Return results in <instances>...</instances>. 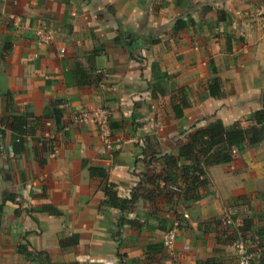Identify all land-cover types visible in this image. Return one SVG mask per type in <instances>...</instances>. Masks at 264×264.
I'll return each mask as SVG.
<instances>
[{"label":"crops","instance_id":"obj_1","mask_svg":"<svg viewBox=\"0 0 264 264\" xmlns=\"http://www.w3.org/2000/svg\"><path fill=\"white\" fill-rule=\"evenodd\" d=\"M262 4L0 0V264H239L233 246L241 232L252 264H264V141L208 166L198 198L173 202L162 179L196 129L215 119L246 125L264 108ZM38 28L51 30L49 43ZM94 48L102 79L78 87L70 68L87 67ZM214 79L220 92L211 96ZM179 102L182 117L173 109ZM98 107L110 111V147L92 122L72 119ZM21 116L28 132L16 138L8 124ZM89 166L105 170L119 197L136 193L129 212L107 204Z\"/></svg>","mask_w":264,"mask_h":264},{"label":"trees","instance_id":"obj_2","mask_svg":"<svg viewBox=\"0 0 264 264\" xmlns=\"http://www.w3.org/2000/svg\"><path fill=\"white\" fill-rule=\"evenodd\" d=\"M220 16L222 20L224 15L220 13ZM100 52V48H94L92 53L86 56L87 67H84L78 61L74 62L70 68V76L76 86L87 88L98 86L102 79V73L98 71L95 65V58ZM219 92L218 81L214 79L213 83L209 85V94L216 96ZM179 93L180 91H175L171 99L173 100ZM58 103L56 101L50 110L57 128L60 126L62 119V111L58 108ZM183 108L184 102H179L177 105L173 103V109L179 117L183 115ZM245 123L247 124L236 121L230 125H225L221 120L215 119L207 126L196 129L188 136V141L179 147L178 157H169L167 170L163 173L162 179L165 180L163 187L167 188L166 192L171 195L173 202L178 201L179 198L182 199L189 193L194 198H198L200 189L209 182L207 176L208 166L229 164L238 152L264 141V108L252 112ZM27 125L28 120L24 116L13 117L8 124L13 136L16 138L28 132ZM179 158H183L187 162L181 163ZM88 171L91 176L101 178L108 205L118 208L122 214L129 212L134 207L138 201L136 193H132L128 198H121L115 191L114 186L107 182L106 172L103 168L89 166ZM149 196H153V191L149 192ZM42 210L49 214L59 215V211L52 207L46 206ZM122 222L130 224L131 220H126L123 217ZM241 237L247 240L243 232L239 235V238ZM239 238L234 240V244ZM17 249L20 254L31 255L26 245H19ZM205 264L209 263L205 262Z\"/></svg>","mask_w":264,"mask_h":264},{"label":"built area","instance_id":"obj_3","mask_svg":"<svg viewBox=\"0 0 264 264\" xmlns=\"http://www.w3.org/2000/svg\"><path fill=\"white\" fill-rule=\"evenodd\" d=\"M259 15L264 16V4H262ZM37 33L40 36L41 43H49L51 41V30H45L43 28H38ZM72 119L75 123L86 124L92 122L100 139L106 147L111 146V129H110V111L105 107L92 108L87 110H81L72 115ZM224 224L228 225L230 219H224ZM178 224L175 223L174 227L168 230L164 235V244L170 246L175 238V231ZM234 252L238 258L239 264H251L253 259V251L247 240L243 237L239 238L234 246Z\"/></svg>","mask_w":264,"mask_h":264},{"label":"water","instance_id":"obj_4","mask_svg":"<svg viewBox=\"0 0 264 264\" xmlns=\"http://www.w3.org/2000/svg\"><path fill=\"white\" fill-rule=\"evenodd\" d=\"M263 101H264V95H263Z\"/></svg>","mask_w":264,"mask_h":264}]
</instances>
